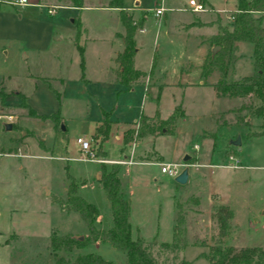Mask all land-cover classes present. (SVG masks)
<instances>
[{
  "label": "rangeland",
  "instance_id": "1",
  "mask_svg": "<svg viewBox=\"0 0 264 264\" xmlns=\"http://www.w3.org/2000/svg\"><path fill=\"white\" fill-rule=\"evenodd\" d=\"M48 1L69 3L75 0ZM80 1L83 5L95 7L104 6L108 0ZM199 1L203 4L204 10L195 12L190 10L187 0H122V2L120 0L121 5L132 9L133 19L140 18L143 22L144 31L135 35L138 50L134 63L146 76L152 66L153 76H158L163 81L174 80L177 78L175 69L180 62L185 63V60L189 59L195 63L200 52L197 45L199 35L210 36L218 27L229 28L230 15L235 7L234 0ZM160 5L164 11L157 21L152 15V10ZM252 16L260 20L262 13L253 12ZM72 17L73 14H70L66 21H70ZM80 17L86 27L85 33L77 41L83 46L81 63L79 64L75 51L71 54V60H62L61 64L59 61H41L36 54L23 50L22 41L26 36L18 26L17 7L0 3V75L6 79L4 87L7 90L4 92L5 96L2 94L0 96V151L10 147L9 145L5 147V143L16 134L14 129L2 130L4 120H14L15 123L22 124L20 128L22 136L33 132V136L27 140L26 156L17 157V160H13L14 158L7 160L0 156V264H53L57 256L71 259L75 254L86 252L98 255L109 264H125L123 252L106 241H89L79 248L56 250L53 253L49 249L48 240L51 233L81 238L87 235L85 223L75 211L67 209L64 204V189L68 179L72 178L76 183L75 194L96 208L94 227L106 229L111 224L108 202L99 183L93 178L99 162L76 159L79 152L74 138L90 137L92 121L98 117L99 107L106 110L110 118L116 121L131 120L138 114L142 102L147 103V95L151 94L150 91L134 90L115 95L108 84L90 82L84 84L80 81V76L94 77L97 72L96 66L106 59L102 58L105 52L102 49L103 45L97 44L93 37L98 39L96 36H102L104 41H108L117 26L115 16L109 11L90 8L84 10ZM189 19L190 23L197 26L186 27ZM137 31L140 32L142 29ZM61 34L65 38L68 32ZM68 36L72 38L71 35ZM115 43L113 39L111 45L114 46ZM208 45H211L210 41ZM105 46L108 48V44ZM231 52L235 60H230L226 73L230 75L228 69L231 66L234 70L231 76L248 72L252 66L251 45L245 43ZM209 53L211 51L208 48L207 54ZM63 64L69 67L68 70L64 68L66 73L63 91L58 93L59 97L56 99L52 90L60 91L56 76L63 68ZM43 75L51 76L46 79L47 85L40 82ZM187 78L195 82L197 74L190 71ZM15 90L22 94L21 98L29 107L39 113H35L36 115L49 116L53 114L52 112H57L56 114L61 116L64 130L52 134L51 121L48 118L30 116L27 107L20 101L12 102L19 98L14 93ZM181 96L185 116L176 122L172 136L160 137L154 141V148L165 160L159 163L179 164L176 166L178 171L185 167L186 180L183 183H176L172 176L157 175V166H149L156 169L153 174L140 175L138 172L135 173L133 165L116 164L124 183L120 196L126 195L125 183L131 184L132 189L130 188L128 198L137 223L141 225L137 233L131 225L130 236L148 244V251L156 264H185L188 259L198 257L199 251L200 255L206 258L209 246L220 248L227 245L235 248L244 245L264 246L262 226L264 217L242 213L240 209L242 197L236 193L230 194V202L236 210L235 218H232L231 214L227 220L225 234L218 237L217 226L212 216L213 208L216 206L213 202L215 197L210 189H223L222 193L226 194L227 190L225 191L222 184L232 173L228 169L217 167L210 168L209 174L200 167L191 169L186 164H196L201 158L197 154L198 145L196 144V152L186 151L184 154L181 150L185 146L192 149V142L199 131L214 130L213 112L222 105L213 102L211 96L202 89L194 87H188ZM237 101H240V105L252 104V99L246 96L239 97ZM160 104L162 108L167 105L165 97H162ZM225 105L224 102L223 106ZM249 111L250 108L241 109L244 115ZM246 121L250 124L241 123L231 130L219 129L218 132L225 131L226 134H233L235 138L237 133L242 136L246 130L251 133L264 130L262 127L264 119L250 115ZM57 122L58 118L52 120L53 130L57 129ZM226 134L217 136L213 147L217 156L212 159L215 162L210 164H221L226 154L236 155L245 150L246 146L242 143L239 144L238 150L228 143L223 151L222 161L217 163L220 143L229 139ZM133 136L135 137L132 132L131 137ZM37 139L48 147L47 151L37 146ZM90 141L93 143L95 140L90 138ZM94 146V158L104 160L102 163L106 165L110 162L105 160L121 159L122 156L127 157L129 153V147L121 145L118 128L115 131L114 127L107 131L103 140L96 141ZM250 146L256 150V160L264 168V162L261 160L264 157V135L258 136ZM183 154L187 155L186 160L182 159ZM194 170L196 172L192 174L191 171ZM248 171L255 175L258 181H264V169L251 168ZM152 175H156L155 180L152 179ZM130 219L132 221V214ZM171 229L173 231L171 240L165 242L166 246H161L157 240L169 239ZM150 230L156 231L154 239L157 240L151 238Z\"/></svg>",
  "mask_w": 264,
  "mask_h": 264
},
{
  "label": "crops",
  "instance_id": "2",
  "mask_svg": "<svg viewBox=\"0 0 264 264\" xmlns=\"http://www.w3.org/2000/svg\"><path fill=\"white\" fill-rule=\"evenodd\" d=\"M1 2L3 4H7L12 7H17V17H19L18 26L20 27V31H22V33L25 34L26 36V39L22 41L24 45L23 46L24 52L27 51L36 54V56L41 61L42 60L44 61L49 60L50 62L59 61V63L62 60H69V59L71 60L72 58L71 54H73L74 51L77 53L74 47V38L76 36V29L78 32L77 33L78 38H80V36L83 33H85L86 27L84 26V22L81 20L82 18L80 17V14L84 10L95 8L106 12L109 11L111 14H113L115 16L117 26H116V30L111 34V38H109L108 41L106 40L107 43L106 41H104V37L102 36L101 37L96 36L98 39L93 37V40H95L97 44L103 45L102 49H104L105 52L102 58L105 57L106 59L105 60L103 59L100 63H98V65L96 66L97 72L96 75H94V77L83 78L80 76L79 79L84 84L89 82L93 84H108L109 86L112 87V92H114L115 95L119 93L133 92L134 90H140L141 92L150 91L151 94L147 95L148 96L147 103L142 102V106L141 109L138 110V114H136L131 120L116 121L110 118L106 110L99 107L98 117L94 118V120L92 121V131L89 134V136H91L94 133L95 126L98 125L101 119L105 116L109 122L108 128L111 129L112 127H114L115 131L118 128V133L120 134L121 137V145L128 146L129 151L131 150V163L127 165H133L135 169V173L138 172L140 175L141 173L143 175H146L147 173L153 174L156 171L155 168H151L149 166H155V167L157 166V171H156L157 175L163 174L159 172L158 163L165 162V160L163 156L159 153V151L156 148H154V141L160 137L172 136L174 134L176 122L185 116L184 107L181 100L182 97L181 95L183 94V91L187 90L188 87L202 89V91H205L208 95L211 96L213 102H219L222 106L220 108H216L215 111L213 112L214 130L199 131L196 136V139L194 140V142H192V149L189 146H185L184 148H182L181 152H183L184 154L186 151L196 152L195 148L197 144L198 145L197 154L201 157L200 161H197L196 164L192 163L186 165L191 167V169L195 167H200L206 170L207 174L211 173L210 168L212 167L225 168L230 170L229 172H231L232 174H230V176L223 181L224 184H222L223 188H225V191L227 190L226 194L222 193L223 189H219V188H216V190H214L213 188L210 189V192H212L215 197L213 200L214 204L227 206L231 210L232 218H235L234 214L236 210L232 206V203L230 202V194L236 193L242 197L240 200L241 203L240 209L242 213L246 215L252 214L253 216L261 215L264 217V215L262 214V211L264 209V181L263 182L258 181L256 176L248 171L251 168L264 169L262 164L256 160L257 158L256 150L250 146V143L253 140H256L258 136L264 135V133L263 132L251 133L248 130L243 131L242 136L240 133L239 134L237 133L236 136L238 137L239 142L238 145H233L232 144V140L234 139L233 134H229V133L226 134L225 131H222V133H220V131L218 132L219 129L231 130L232 128L238 126L241 123L250 124V122L246 121L250 117L247 114L244 115L243 112H241L240 101H237L239 100V97L218 95L215 93L213 88V83L219 78L220 75L217 69L211 68L207 72L203 74L201 73V64L208 55L207 54L208 48L210 50L211 46H213L212 44L208 45L209 37L214 33H216V28L215 31L210 36H204V35L198 36L197 45L200 52L198 54V57L196 58L195 63H192L189 59H186L185 63H183V61L180 62L178 68L175 69L177 71L176 72L177 78H174V80H170V81H163L158 76L152 75L151 72L152 66L150 67L146 76V74L143 73V71L139 69L134 63V57L138 50L137 41L135 40V35L137 33H142L144 31L143 22L141 20L140 29H142V31L139 32L137 31L138 29H136L134 32V52L131 56V65L134 69L141 71L143 75L137 78L135 81H133L128 87H123L114 80V70L116 68V64L113 61V57L115 53L121 49L120 35L122 34V27L118 20L116 8L108 7L107 4H105L104 6L90 7L88 5L81 4V1H80V6L74 5L75 2L54 3V2H49L48 0H26V3L23 5H12L6 3L4 0H0V3ZM50 5L55 6L53 13L46 12V8ZM121 8L126 12H128L131 18L133 19L134 16H132L131 8L125 7L124 5H121ZM261 13L262 16L260 17V25L264 27V11H261ZM70 14H73V17L70 19V21H66V19L69 17ZM133 20H138V19H133ZM190 21L191 19H189L188 22L186 23L187 24L186 27L197 26V24L190 23ZM61 32L63 33L68 32V34L65 35L64 38V35H62ZM68 35H71L72 38H69ZM113 39L116 42L115 43L116 45L114 44V46L111 45L113 43ZM245 43L246 42L235 41L233 43L232 49H235L240 45L244 46ZM64 44H67V46H64ZM107 44H108V48L105 46ZM101 45L100 48L102 47ZM82 51H83V46L81 49V53ZM230 58L231 60H235V58L232 57V52H230ZM67 63H69V61ZM62 66L63 68L61 69V71L59 70V74H57L56 76V78L58 79V83L61 87V88L59 87L60 91L52 90L57 93L63 91V83H64L63 81H65L64 74L66 73V71H64V68L69 67V65L67 64L66 65L63 64ZM232 68L233 67L231 66V68L228 69L230 75H228V73L226 72L224 74V79L227 81L236 80L239 77L243 75H249L252 72V66H251L248 72L240 75L237 74L235 76H231V73L234 71ZM190 71H193L197 74V78L195 82L194 80L193 81L188 80L187 78ZM48 77L51 76L43 75V77L40 79V82H43L45 84L48 83L46 80ZM149 78H151L152 80H150ZM5 80L6 79H4L3 75H0V87H1L0 96L1 94L3 96L6 95V93H4L7 91L6 88L4 87ZM10 91L12 90H9V92ZM14 93L19 98H16L12 102L18 103L19 101L20 102L22 101L23 103H25L21 98L22 94H20V92L15 90ZM162 97H165L167 102V105H165L164 108H162V105L160 104ZM224 102L226 103L225 106H223ZM25 104L27 105V103ZM175 108H177V111H175V114H177V116L174 118L171 124H168L166 127L162 126L159 130L154 129L155 127L153 128V131L149 130V126H151V124H156V122L164 120L171 113H174ZM31 109L34 111L33 108ZM34 113L36 112L34 111ZM52 113H57V112H52ZM141 117L145 119L144 120L145 124H148V126L145 124H139L138 127L139 133L136 134L135 137H131L133 130L132 126L135 123L137 124L138 119ZM57 118H58V122H57L56 130H53L52 128L53 123L50 120L52 134H57L58 131L62 132L64 130V127L61 125V116L57 114ZM20 121L22 122L25 120H20ZM4 122H8L10 125L9 129H14L16 134L14 138H10L8 142L5 143L6 145L5 147H7V145H9L10 147H7L5 150L0 151V156H2L4 159L7 160L10 159L12 160V158H14L13 160H17V157L26 156L27 154L25 149H27V140L31 136H33V132L31 131L30 134L28 135L26 134L22 136V134L20 133V128L21 126H23L22 124H20L19 122L15 123L14 120L13 121L4 120ZM59 125L62 126V129L58 127ZM2 130H8V129H4L2 126ZM128 131H129V137L127 136ZM223 133H225L229 137V139L227 141L224 142L222 141L220 143L221 148L218 152V157H217L218 160L216 162L218 163L222 161V157L224 156L223 151L226 145H229L228 143L235 146L236 150L239 149L238 146L239 144L242 143L246 147H244L245 150L243 152L236 153V157L238 159V165H239L238 167H233V168L223 167L220 166V163L217 165L210 164L211 162H215L212 159H215V157L217 156L216 152L213 151V147L216 143L217 136H221ZM126 136L128 137L127 140H125ZM36 141H37V146L39 148L45 151L48 150V147L45 146L41 140L37 139ZM131 143L132 146L130 148ZM119 150L121 152L122 147ZM102 152L104 154L103 150ZM109 160H116V159H109ZM261 160L262 162H264V157ZM242 163L244 165H242ZM191 172L192 174H194L196 170ZM97 177H98V169L93 178L97 179ZM186 178H187V169H186ZM118 179H119L118 192L119 194H121V188L124 183L119 172H118ZM152 179L155 180L156 175H152ZM125 184H126L125 185L126 195H123L124 196L123 198H125L128 203L127 221L129 227H131L132 225L134 231L137 233L141 229V225L137 223L136 216L130 204V198H128L132 186L131 184L128 185V183ZM130 214H132V221L130 219ZM262 226H264V219L262 222ZM150 231H151L150 233H152L151 238L154 239L156 235V231L153 230ZM172 233L173 231L171 229V235H169L170 238L167 240H157V239L154 240H157L159 242H169L172 238L171 237ZM258 247L264 249V246H258ZM199 252H198L199 255L198 257L195 256L191 259H188L185 264H208L206 258L200 255Z\"/></svg>",
  "mask_w": 264,
  "mask_h": 264
},
{
  "label": "trees",
  "instance_id": "3",
  "mask_svg": "<svg viewBox=\"0 0 264 264\" xmlns=\"http://www.w3.org/2000/svg\"><path fill=\"white\" fill-rule=\"evenodd\" d=\"M76 6H80V0L74 1ZM108 7L117 9L119 23L122 27L121 49L115 53L113 61L116 64L114 70V80L128 87L133 81L143 75L131 65V56L134 52V32L141 28V19L133 20L128 12L121 8L120 0H108ZM234 10L230 15L229 28L218 27L216 33L209 37V41L213 45H217V50L209 53L201 64V73H205L211 68L219 71V78L213 83L216 94L225 96L249 97L252 104L240 105L241 109H249L247 115L264 119V27L260 25L259 18L252 16L253 12L264 11V0H234ZM74 38V47L79 56L81 63L82 45L78 43V34ZM235 41H242L251 45L252 72L249 75H243L236 80L227 81L224 74L230 62V52ZM54 92L57 99L58 93ZM21 103L27 107L30 116H36L40 119L56 120L57 114L53 113L49 116L36 115L34 111L25 103ZM177 108L164 120L151 124L149 130L153 128L159 130L162 126L166 127L171 124ZM104 114V113H103ZM143 117L138 119L135 135L139 133V124H145ZM108 120L104 116L98 125L94 128L91 139L100 142L103 140L108 131ZM148 126V124H145ZM264 128V124L262 123ZM264 133V130L262 131ZM129 137V131L127 132ZM125 140H127V137ZM118 167L115 163L108 165L98 163V177L96 181L99 183L104 196L108 202L111 224L106 229L95 228L93 222L97 217V210L93 204L85 201L75 194L76 183L74 179H68L64 189V204L67 209L75 211L80 219L85 223L87 235L78 239L77 236L69 234L49 235V249L53 253L56 250L67 251L70 248H79L85 243L94 240L106 241L111 246L120 249L125 258V264H156L153 257L148 251V244L140 241L137 237L132 238L129 234V225L127 221L128 203L127 200L120 196L118 192L119 179ZM212 216L217 226V235L222 237L227 229V220L231 217V210L225 205H216L213 208ZM173 229H175L173 227ZM166 246L165 242L159 243ZM208 264H264V249L258 246H242L232 247L227 245L223 248L209 246L206 254ZM53 264H109L101 259L98 255L86 252L78 253L71 259L57 256L53 260Z\"/></svg>",
  "mask_w": 264,
  "mask_h": 264
},
{
  "label": "built area",
  "instance_id": "4",
  "mask_svg": "<svg viewBox=\"0 0 264 264\" xmlns=\"http://www.w3.org/2000/svg\"><path fill=\"white\" fill-rule=\"evenodd\" d=\"M6 3L12 4V5H23L26 3V0H4ZM187 5L190 8L191 11H203V4L200 3L199 0H187ZM55 6L50 5L46 8L47 13H53ZM164 11V8L160 5L152 10V15L156 18L157 21H159L162 12ZM137 124H134V128L132 130L133 134L135 135ZM134 137V136H133ZM75 143L78 146V152L79 156L76 158L78 160H94L97 162H104V160L101 159H95L94 158V143H96V140L92 143L89 138H85L83 136H77L74 138ZM132 146V143L130 144V148ZM110 163L115 164H129L131 163V150L129 151L127 157H122L121 159L116 160H105ZM179 164L176 163H159V172L167 175V176H174L178 170L176 169V166ZM220 166L223 167H238V159L236 155L232 153H228L224 157V161L220 164Z\"/></svg>",
  "mask_w": 264,
  "mask_h": 264
},
{
  "label": "water",
  "instance_id": "5",
  "mask_svg": "<svg viewBox=\"0 0 264 264\" xmlns=\"http://www.w3.org/2000/svg\"><path fill=\"white\" fill-rule=\"evenodd\" d=\"M217 45H213L210 49L211 52H213L216 49ZM10 125L8 122L3 123V128L4 129H9ZM59 128L62 129V126L59 125ZM238 137L236 136L233 140H232V144L233 145H238ZM183 160L187 159V155H183L182 157ZM173 180L176 183H183L186 180V168L183 167L181 170H179L174 176H173ZM262 214L264 215V209L262 211ZM78 239L81 238V236L77 237Z\"/></svg>",
  "mask_w": 264,
  "mask_h": 264
}]
</instances>
